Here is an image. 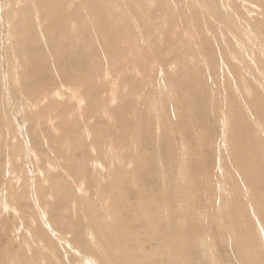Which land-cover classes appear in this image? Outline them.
I'll list each match as a JSON object with an SVG mask.
<instances>
[{
  "label": "rangeland",
  "instance_id": "374dc122",
  "mask_svg": "<svg viewBox=\"0 0 264 264\" xmlns=\"http://www.w3.org/2000/svg\"><path fill=\"white\" fill-rule=\"evenodd\" d=\"M263 237L264 0H0V264H264Z\"/></svg>",
  "mask_w": 264,
  "mask_h": 264
},
{
  "label": "bare ground",
  "instance_id": "6f19581e",
  "mask_svg": "<svg viewBox=\"0 0 264 264\" xmlns=\"http://www.w3.org/2000/svg\"><path fill=\"white\" fill-rule=\"evenodd\" d=\"M109 213H110V212H109ZM109 213H108V214H109ZM106 214H107V213H106ZM110 214H111V213H110ZM109 217H110V216H109ZM110 218H111V217H110ZM110 218H109V219H110ZM104 220H105V219H104ZM106 221H107V220H105V222H106ZM110 221H111V220H110ZM113 221H114V220H113ZM103 223H104V222H103ZM113 224H114V223H113ZM103 226H104V225H103ZM105 227H106V228H107V227H109V228L111 227V229H113V228H112V227H113L112 223H111V222L108 223V221L105 223ZM109 228H107V229H109ZM105 230H106V229H105ZM106 231H107V230H106ZM110 231H111V230H110ZM111 233H112V232H111ZM112 234H113V233H112ZM263 238H264V237H263ZM243 249H244V248H243ZM246 250H247V249H246ZM7 257H8V256H7ZM9 258H10V257H9ZM7 262H8V261H7ZM20 263H21V262H20Z\"/></svg>",
  "mask_w": 264,
  "mask_h": 264
}]
</instances>
